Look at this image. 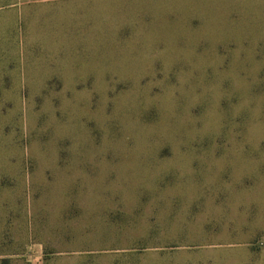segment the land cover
I'll return each mask as SVG.
<instances>
[{
	"label": "rangeland",
	"instance_id": "obj_1",
	"mask_svg": "<svg viewBox=\"0 0 264 264\" xmlns=\"http://www.w3.org/2000/svg\"><path fill=\"white\" fill-rule=\"evenodd\" d=\"M0 264H264V0H0Z\"/></svg>",
	"mask_w": 264,
	"mask_h": 264
}]
</instances>
